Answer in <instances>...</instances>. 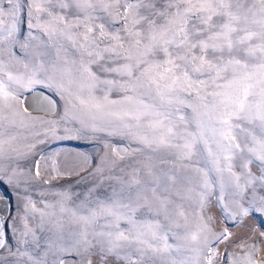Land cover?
Instances as JSON below:
<instances>
[{
	"label": "snow or ice",
	"instance_id": "snow-or-ice-1",
	"mask_svg": "<svg viewBox=\"0 0 264 264\" xmlns=\"http://www.w3.org/2000/svg\"><path fill=\"white\" fill-rule=\"evenodd\" d=\"M0 264H264V0H0Z\"/></svg>",
	"mask_w": 264,
	"mask_h": 264
}]
</instances>
